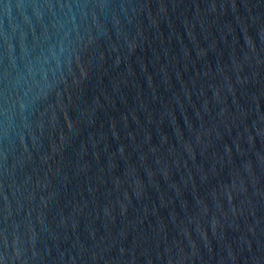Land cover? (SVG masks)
<instances>
[{
  "label": "water",
  "instance_id": "95a60500",
  "mask_svg": "<svg viewBox=\"0 0 264 264\" xmlns=\"http://www.w3.org/2000/svg\"><path fill=\"white\" fill-rule=\"evenodd\" d=\"M0 264H264V0H0Z\"/></svg>",
  "mask_w": 264,
  "mask_h": 264
}]
</instances>
